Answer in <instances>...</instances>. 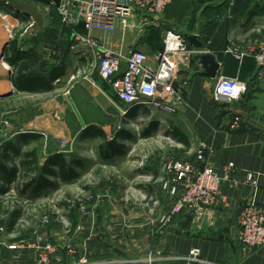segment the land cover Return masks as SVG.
<instances>
[{
    "label": "crops",
    "instance_id": "obj_1",
    "mask_svg": "<svg viewBox=\"0 0 264 264\" xmlns=\"http://www.w3.org/2000/svg\"><path fill=\"white\" fill-rule=\"evenodd\" d=\"M52 1L59 2L44 0L38 2V8L45 21L43 23L45 29L51 30L53 37L49 38L48 42L42 41L39 35L41 25L38 22L31 31V35L17 38L19 49L23 52L32 50L30 55L39 59V63L31 69L30 73L47 76L53 69L63 68L64 76L60 78L62 82L80 67L85 72L84 79L87 86H92V89L106 96L111 91L108 83L103 81L97 70L91 67L93 57L88 60L85 56L86 52L92 53V51L84 48L77 52L72 49L75 35H87L84 27L64 25L56 7L52 9L48 17L40 11L41 6L48 5ZM17 8L31 14L30 9L27 10L21 6ZM230 9L231 6L227 0H173L161 17L149 21L148 29L143 33L96 32L93 36L115 50L121 49L127 54L143 51L148 56H154L163 51L165 31L174 30L184 35L186 39L187 36H196L203 44L202 49L195 48L188 40L187 42L192 49L201 53L195 55L190 63L180 70L172 87L183 101L182 105L177 106V113L171 115L153 106L137 107L134 110L117 98L126 106L124 119L131 123L132 120L148 117L156 126L164 128L165 134L172 125L177 127L189 143L184 144L172 139L176 143L177 154L184 155L180 160L193 162L196 151L206 148L211 151V160L220 174L224 173L226 166L233 164L239 179H243L247 172L256 174L257 188L254 190L251 186L242 189L224 187L222 198L199 222L194 221L191 212H185L163 230H159L161 226L156 219L157 216H151L149 208L148 213L146 210L126 211L113 204L115 207L113 211L95 209L93 217L84 220L74 213L77 220L75 226L70 219V213L67 218L73 231L80 223L85 224L84 232L73 239V234H67L65 227L62 224L58 226L55 221L50 225L57 224L61 229L60 232L56 231L53 225L35 224L34 220L38 219L41 223L45 214L44 210L35 211V209L45 201L51 200V197L47 196L60 185H70L78 181L82 177L87 161L66 157L65 151L61 150L47 152L40 151L37 147L28 148L41 140L42 136L33 133L16 134L10 139L5 138L0 143V160H4L3 145L7 142L14 143L19 152V155L9 152L10 158L4 160L8 169L16 166L18 172L11 182L0 179V203L7 211L21 210L12 228H10L9 213L0 214V226L5 228V233H0V264H39V258L35 252L30 250L12 252L5 246L6 243H12L18 238L33 241L37 235H42L53 244L64 248L61 253L52 256L50 264H73L84 256L91 264H264V246L253 250L248 255H244L239 246L241 217L248 198L254 195L256 201L264 205V77L259 75L260 58L264 54V0H235L231 17ZM65 40H67L66 49L63 48L62 53V48L55 50L54 47ZM13 42L0 24V98L4 99L15 93L37 96L56 91L59 85L53 91L44 93L17 91L13 83L15 70L8 61L12 56ZM237 50L243 55L242 59H238L234 53ZM50 53L52 55L48 59ZM3 54L7 56L6 66H3L1 62ZM203 54L216 58L220 65L218 76L223 75L246 83L250 94L235 105L225 106L214 102L212 96L217 78L201 76L205 70L198 56ZM57 59H61L60 62L56 63ZM92 76L97 77L93 80ZM70 103L82 125L80 135L86 133V139L104 138L105 134L102 130L93 125H85L80 109L78 111L77 102L72 99ZM236 116L241 118V124L238 129H232V120ZM25 134L33 136L25 138L22 136ZM125 138L126 136L122 137L123 140ZM167 138L170 137L167 136ZM31 151L37 152L38 168L35 174L27 173L21 166L23 155ZM55 154L61 155L66 160L77 178L63 180L58 176L45 175L48 184L42 190L33 192L26 188L32 178L41 175L47 160ZM100 155L102 159L113 160L119 154L109 153L107 157L102 153ZM22 173L28 177V180L17 188ZM140 175L147 177L151 173H140ZM109 179L106 180L108 183ZM116 186H119L118 183ZM11 191L16 193L19 201L30 204L29 210L15 204L16 201L8 197ZM146 194L150 198L149 204L160 196L157 195L154 198L150 191H146ZM65 199L67 197L64 196L57 204L62 207L60 204ZM123 199L120 195L117 199L113 197L112 203L124 204ZM159 201L162 203L160 212L165 213L173 203V198L164 194ZM25 211L27 213L29 211L30 216L26 215ZM25 217H27L28 225L23 226L19 221ZM102 223L104 226L101 225ZM16 235L18 238H13ZM68 245L76 251L74 257L68 254L66 249ZM195 248L201 251L200 262L190 260V252Z\"/></svg>",
    "mask_w": 264,
    "mask_h": 264
},
{
    "label": "built area",
    "instance_id": "obj_2",
    "mask_svg": "<svg viewBox=\"0 0 264 264\" xmlns=\"http://www.w3.org/2000/svg\"><path fill=\"white\" fill-rule=\"evenodd\" d=\"M41 6L40 11L50 16L52 9L56 7L61 22L70 27L83 26L87 35H75L72 46L74 51L80 52L84 48L92 53H85L86 59L93 57L91 67L97 70L99 77L110 84L117 98L124 104L132 107L153 106L165 113L176 114L182 98L172 89L174 81L180 70L187 66L191 59L201 53L192 49L184 35L174 31H165L163 36L164 49L161 53L148 56L143 51H133L129 54L123 50H115L96 39L93 34L114 33L121 31L143 33L148 29L151 19L161 17L173 0H58ZM231 6L230 17L235 0H227ZM10 11L0 10V24L9 35L10 41L26 35L27 31L37 25L36 19L10 5ZM238 59L243 55L234 51ZM264 53V50H263ZM49 54L48 59L51 57ZM7 56L3 54L1 61L7 65ZM85 72L80 67L70 76V83L84 76ZM259 75L264 77V54L260 58ZM217 83L213 91L212 99L219 104L235 105L242 101L249 93V86L234 78L217 75ZM59 80L56 84H60ZM241 124L239 116L232 120V129H238ZM167 175L162 179L163 189L176 201L168 214L163 216L161 223L163 227L169 225L185 212H191L193 219L199 222L207 211L212 210L222 198L224 187L242 189L251 186L254 190L258 186L257 175L247 172L243 179H239L237 170L233 164L224 168L220 174L211 160V151L201 148L195 153V160H168L164 164ZM13 198L26 210H29L28 202L19 201L16 193L11 191ZM51 200L40 204L35 211L48 208L41 221L43 225H50L53 221L62 224L67 234H73L72 225L67 216L75 209L77 203L65 199L69 206L59 207L53 205ZM78 202H82L81 199ZM158 205L159 201L153 202ZM83 206V220L85 219V206ZM29 215V211H25ZM53 215L56 218L53 219ZM30 216V215H29ZM27 217L20 224L28 225ZM27 227V226H26ZM84 231V226L78 225L75 230ZM0 233H5V228L0 226ZM18 238V236H13ZM12 252H23L30 250L36 253L39 264H50L52 256H56L64 249L62 246L53 244L42 235L35 236L33 241L26 238H18L12 243L5 244ZM239 246L244 255L264 246V205H260L254 195H251L244 208L241 217L239 233ZM71 257L76 251L68 245L66 248ZM201 251L198 248L190 252V260L200 262ZM73 264H91L87 257L81 258Z\"/></svg>",
    "mask_w": 264,
    "mask_h": 264
},
{
    "label": "rangeland",
    "instance_id": "obj_3",
    "mask_svg": "<svg viewBox=\"0 0 264 264\" xmlns=\"http://www.w3.org/2000/svg\"><path fill=\"white\" fill-rule=\"evenodd\" d=\"M8 1L15 8L21 6L31 10L30 15L36 19L37 24L39 22V25H41L39 35L42 41L48 42V39L53 37L52 31L45 29L44 18L39 13L38 2L44 0ZM32 30L27 31L26 35H31ZM66 41H61L57 47H54L55 50L62 48V53L67 46ZM49 44L53 45V43ZM60 60L57 59L55 62H60ZM3 66L6 65L3 64ZM96 77L92 76L93 80ZM84 78L85 76H82L81 80L78 79L73 84L70 83L69 77L57 84L59 85L57 90L49 94L31 96L15 93L4 99L0 98V143L5 138L10 139L16 134L33 133L42 136V139L31 144L28 148L37 147L40 151L47 152L61 150L65 151L66 157L81 158L87 161L82 177L78 181L76 180L70 185H60L58 189H55L47 196L51 197V204L53 201V205L57 204L64 196L80 197L79 199L88 196L83 188L91 186L96 194L99 195V197L97 195L99 200L97 199L98 202L94 205L95 207L91 206L92 208L83 201L76 204L73 212L81 216V219L83 218V206H81V203L85 206L87 213L85 214V219L93 217L95 209L101 208L108 212L113 211L115 208L113 204L126 211L146 210L148 213L149 208V214L153 217L157 216L156 219L159 226H161L159 230H163L164 227L161 220L163 216L169 213L176 200L173 198V203L168 211L165 213L160 212L162 203L159 200H161V196L164 194L169 195L164 191L160 178L164 179L167 177L164 171L166 161L180 160L184 155L177 154L176 143L172 139L167 138L164 128L156 126L148 117L132 120L131 123L125 121L123 114L126 111V106L117 100V96L111 89L110 84L107 85L111 91L106 96H102L97 90L92 89V86L88 87ZM72 99L77 102L78 111L80 109L81 118L85 125H93L102 130L105 134L104 138L86 139V133L80 135L82 133V125L70 103ZM224 105L229 106L227 104ZM156 128H158L157 131ZM148 131L151 135L145 137L144 134ZM119 132H123V136H126L124 140L119 136ZM114 141L123 147L121 154L113 160L102 159L100 146ZM147 168H151L155 172L152 171L151 175L147 177L140 175L139 171ZM155 173L159 178H155ZM110 177L116 178L119 186L109 184L106 180ZM27 180L28 177L22 173L17 188H19V185L25 184ZM147 186L155 188L156 194H153L154 198L160 195L158 196L159 199H154V201H159L158 205H154V201L152 204L148 203L150 198L146 196V190L144 189ZM119 195L123 196L124 204L122 202L112 203L114 202L112 198L117 199ZM34 221L35 224L39 223L42 225V222L40 223L38 219ZM174 221H171L169 225ZM57 224L59 226V223ZM57 224L52 225L56 228V231L60 232L61 229ZM80 224L85 227V224ZM101 225L104 226V223ZM74 231L76 233H73V239H76L84 232H79L77 229Z\"/></svg>",
    "mask_w": 264,
    "mask_h": 264
},
{
    "label": "trees",
    "instance_id": "obj_4",
    "mask_svg": "<svg viewBox=\"0 0 264 264\" xmlns=\"http://www.w3.org/2000/svg\"><path fill=\"white\" fill-rule=\"evenodd\" d=\"M11 3L8 0H0V10L4 12L10 11ZM12 56L9 58V63L15 70V75L13 79V83L17 91L19 92H26V93H44L53 91L56 86L57 82L60 80L61 77L64 76V69L63 68H55L53 69L49 75L44 76L41 74H32L30 73L31 69L39 63L38 57H33L29 52H23L17 46V39L12 44ZM250 93V92H249ZM139 106H132L131 109H136ZM134 109V110H135ZM157 131V130H156ZM167 136L173 139L174 141H178L184 144H189L187 138L180 132V130L175 127L171 126V128L166 132ZM123 132H119V136L123 137ZM145 137H149L151 134L148 131L145 132ZM26 138L28 135H22ZM32 137L33 135H29L28 137ZM22 137V138H23ZM30 137V138H31ZM121 150L123 147L118 145L117 142H109L107 145H103L100 148L102 154L105 157L108 156L110 153L111 155L121 154ZM14 153L19 155V152L16 149V145L12 142H7L3 145V153L2 158L5 160L10 158V154ZM109 158V157H108ZM37 152L31 151L27 152L23 155V159L21 161V166L26 169V172L29 174H35L38 168L37 162ZM4 160H0V179L11 182L17 175L18 168L13 166L12 168L8 169L5 164ZM57 169V170H55ZM151 168H147L144 170H140V173L149 174L152 173ZM46 176L52 177H60L63 180H71L76 179V174L73 169H70L66 160L59 154H55L51 156L44 167L42 168L41 175L38 177L32 178L26 188L31 189L33 192H38L42 190L44 187L47 186L48 180L45 178ZM158 176L155 173V177ZM117 179L114 177H110L109 184L116 186ZM146 191H150L151 194H156L155 188L151 186L144 187ZM84 192L88 194V196L82 197L81 200L89 205L95 204L97 201V195L93 187L86 186L83 188ZM80 198V197H79ZM77 197H67V200H72L75 203H79ZM62 207L69 206L67 202H63L60 204ZM60 207V206H59ZM44 212L48 211V208L43 209ZM9 213V221H10V228H12L16 224V220L21 213L20 209H14L13 211H7L3 209L0 203V214ZM53 219L56 218L55 215L52 216ZM70 219L73 222L74 226L76 225V218L74 217V212L72 211L70 214Z\"/></svg>",
    "mask_w": 264,
    "mask_h": 264
},
{
    "label": "water",
    "instance_id": "obj_5",
    "mask_svg": "<svg viewBox=\"0 0 264 264\" xmlns=\"http://www.w3.org/2000/svg\"><path fill=\"white\" fill-rule=\"evenodd\" d=\"M188 42L195 48L202 49L203 44L198 41L196 36H187ZM198 59L201 64L204 66L205 72L201 74L202 77L214 79L217 77L218 72L220 71V65L218 64L216 58L209 54L199 55Z\"/></svg>",
    "mask_w": 264,
    "mask_h": 264
},
{
    "label": "bare ground",
    "instance_id": "obj_6",
    "mask_svg": "<svg viewBox=\"0 0 264 264\" xmlns=\"http://www.w3.org/2000/svg\"><path fill=\"white\" fill-rule=\"evenodd\" d=\"M8 67V66H7Z\"/></svg>",
    "mask_w": 264,
    "mask_h": 264
}]
</instances>
